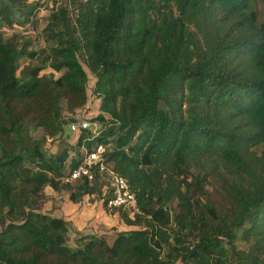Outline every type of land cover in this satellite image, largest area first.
I'll list each match as a JSON object with an SVG mask.
<instances>
[{
    "label": "trees",
    "instance_id": "16d2710c",
    "mask_svg": "<svg viewBox=\"0 0 264 264\" xmlns=\"http://www.w3.org/2000/svg\"><path fill=\"white\" fill-rule=\"evenodd\" d=\"M65 1L43 29L49 51L35 52L5 30L29 24L37 2L0 0V264H264V21L255 0ZM80 51L100 133L88 140L82 130L76 145H105L135 194L134 214L122 216L136 228L111 242L85 234L73 248L67 222L42 210L45 187L67 188L73 202L99 193L104 206L111 195L98 177L63 182L79 160L67 166V149H42L72 132L86 103ZM46 63L60 76L40 74Z\"/></svg>",
    "mask_w": 264,
    "mask_h": 264
},
{
    "label": "rangeland",
    "instance_id": "374dc122",
    "mask_svg": "<svg viewBox=\"0 0 264 264\" xmlns=\"http://www.w3.org/2000/svg\"><path fill=\"white\" fill-rule=\"evenodd\" d=\"M255 5L258 11V18L260 21H264V0H255ZM49 12L43 11V12H39L38 10L34 12V14L31 16L30 18V22H28L29 24H26L24 26H22V28H18L17 30V34L18 37L21 38V42H23L24 40H29L31 42V50H34L35 52H39L40 50H46L47 52L49 51V46L45 41V37H44V28L47 24V22L49 21ZM6 29V28H5ZM6 31V30H5ZM9 35H11L10 32H5V36L8 37ZM41 55L39 54V56L35 59H33L32 61H30L32 64L37 65L40 64L39 61V57ZM78 58L79 61L81 62L83 68L86 70L87 72V76H88V81L86 84V95H87V100L86 103L75 109L73 111L74 116L79 117V118H86L89 121L93 122L92 120L97 116V114L99 113V99L94 95L93 93V85H94V81L95 78L94 76L90 73V71L88 70V68L86 67L85 63H84V53L82 51L78 52ZM29 61L25 58H22L19 62V69L17 74H20V70L22 69L23 66H25ZM40 74H46V75H53L55 78L60 76V72H56L54 70L51 69V67H49V64L46 63L45 68L40 72ZM62 107H63V114H66L67 112L66 110V102L63 101L62 102ZM72 113V114H73ZM67 115V114H66ZM1 116V113H0ZM32 134L35 138H44V134L42 132V130L40 128L37 127H33L32 128ZM73 132L68 131L67 127H65L64 132H63V136L61 137H56L54 138L51 142H47L46 140L43 143V147L42 149L44 150V152L46 154H59L62 150L67 149L68 151V157L66 160V164L67 166L69 165L70 160L73 159H77L79 160L82 151H83V147L87 148L86 146L82 145V146H77L76 143H73L72 145L67 143V139H70L74 142L76 135L79 137L80 133H75L76 135L74 136L72 134ZM72 136V137H71ZM77 137V139H78ZM84 144V143H83ZM86 145V143H85ZM257 151L261 150V147H256ZM68 169V167H67ZM72 185H76V182L73 181ZM104 187V185H103ZM50 189H48L47 191H49ZM68 190H64L62 195H60L62 197L63 200H66L68 198ZM53 194V192H51V195ZM79 201H81L82 205H86L88 206L92 213L94 214H99L98 212L102 211V213H104L105 215L107 214L109 219H111L113 214H115V212L118 209H113L111 212L107 211L106 209H104V205L102 204L103 199L101 198V195L99 193H95L94 195H84ZM175 204H172L170 206V208L173 210L174 209ZM133 213V209H120L118 210V215H119V220H124L123 216L124 214H128V216L132 215ZM136 227H134L135 229ZM102 230L100 228H97V233H99V231ZM117 228L116 227H112L110 229H105L102 231H106V234H104V236L107 238V240L109 242H111L115 236V232H116ZM86 233H82L76 230L71 229L68 232V240L67 243L69 246L76 248L79 245V238L80 237H84ZM170 264V263H168ZM171 264H184L182 263L179 259H177L176 261H174Z\"/></svg>",
    "mask_w": 264,
    "mask_h": 264
},
{
    "label": "built area",
    "instance_id": "2783aa9c",
    "mask_svg": "<svg viewBox=\"0 0 264 264\" xmlns=\"http://www.w3.org/2000/svg\"><path fill=\"white\" fill-rule=\"evenodd\" d=\"M37 2V10L39 12H54L57 10L60 4H66L65 0H33ZM70 17L72 16V10L70 6H67ZM14 30H6L10 33L17 32L19 26H15ZM74 121L69 123V129L73 133H81L82 130L90 131L87 139L93 140L99 135L100 130L95 122H91L86 118H79L72 115ZM51 142L50 139L46 140ZM106 147L103 144H97L91 149L83 147L82 154L79 158L77 167L73 170L66 171L62 180L65 183H71L81 178H86L89 182H94L98 177L103 182L104 186L110 190L111 195L107 198L105 208L107 210H113L115 208H125L135 210V194L130 189L126 179L119 175L113 164L106 161L105 157ZM130 215V216H132Z\"/></svg>",
    "mask_w": 264,
    "mask_h": 264
},
{
    "label": "crops",
    "instance_id": "0c3cea01",
    "mask_svg": "<svg viewBox=\"0 0 264 264\" xmlns=\"http://www.w3.org/2000/svg\"><path fill=\"white\" fill-rule=\"evenodd\" d=\"M72 134L74 136L76 135L75 133ZM77 137L78 136L76 135L74 142L70 140L71 138L66 141L68 144L72 145L77 142ZM48 189H50V192L47 191ZM64 190L68 189L60 187L58 190H54L52 187L46 186L44 190L46 194V201L42 210L52 216L62 217L67 222L68 232L73 229L86 234L104 235L106 234V231L102 230L110 229L112 227H116V231L134 229L133 226L127 225L124 220H119L118 210L115 214L110 216L112 218L109 219L107 215L108 213L105 215L102 211H100L98 212L99 214H94L88 206L82 205L81 201H71L69 198L71 192L70 190H68V198L63 200L60 195H62ZM51 192H53L52 195ZM107 211L111 212L112 210ZM97 228L102 230L97 233Z\"/></svg>",
    "mask_w": 264,
    "mask_h": 264
}]
</instances>
